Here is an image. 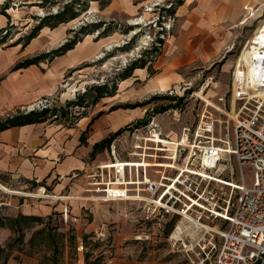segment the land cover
Segmentation results:
<instances>
[{"label":"rangeland","instance_id":"rangeland-1","mask_svg":"<svg viewBox=\"0 0 264 264\" xmlns=\"http://www.w3.org/2000/svg\"><path fill=\"white\" fill-rule=\"evenodd\" d=\"M7 1H9V6L5 13L10 16V22L14 26L11 33L14 38L8 44L28 33L36 25L34 16L41 18L48 13L55 14L64 3L68 2V0H60L59 3H54L47 8H40L32 5L38 0H0V7ZM195 1L194 7L201 0ZM174 2L176 0H112L103 9L100 8L98 2H90L88 11L81 14L77 19L65 23L64 38L58 46L52 47L57 41L56 37H52L54 33H46L42 38L45 49L39 52L38 48L40 47H33L35 49L33 56L47 53L66 42L72 35L68 32L77 30L80 25L100 21L113 22L111 27L115 28V32L99 40L95 39L96 34L93 35L91 40L88 39L80 43L76 51L67 57L71 67L64 70L62 77L64 87L59 88L58 93L49 97L51 100L50 107H60L64 106L66 102L74 100L78 94L84 93L87 88L112 81L129 64L140 58H145L143 54L157 46V40L163 41L159 56L152 61V75L146 68L134 70L130 78L118 83L115 96L103 98L94 109L86 110L88 117L92 118L97 114L95 108H107V113H113L123 122L124 120L127 121L123 127L119 128L126 129L115 138L114 142V155L118 160L127 161V163H141V161L133 156V150L130 148V135H127L126 131L128 128L143 127L152 119L163 135L174 140L183 133H191L201 115L204 114L215 121L214 136L218 137L220 128L223 131L228 119L223 113L229 114L230 96L228 89L232 63L241 45L247 37H250L253 29L262 24L264 20V13H260L262 16L257 18L255 14L253 19L248 20L244 25H240L244 20L242 19L238 24L239 27H233L236 29L232 30L231 40H228L220 50L206 52L204 55L192 54V57L187 61L180 58L171 72L173 76L181 78L180 82L171 83L167 90L159 91L153 88L154 79L168 75L165 73V67L172 61L169 56L181 42V37L186 34L185 16H189L193 9V7L185 8V1L178 7H175ZM173 7L176 8L173 15L169 16L164 12V10H170ZM0 16L2 20L0 29H3L7 26L8 19L4 15ZM181 16L184 17L181 18ZM129 26L132 29L124 34V28ZM49 30L52 31L53 29ZM194 37L191 36L189 41H192ZM231 45L234 47L226 53L225 49ZM124 46H128V48L121 51ZM47 63L45 62V64ZM66 87L69 91H74L76 87L77 91L72 98L62 99L61 96L66 91ZM163 97L175 99L183 97L184 100L178 108L155 114L154 111L160 106L175 103L173 100L158 99ZM110 108L116 109L109 112ZM148 118L150 119L146 124L138 125L139 122L146 121ZM122 136L125 137L122 138ZM96 157L97 162L94 164L88 157L86 158L90 168L83 171V174L80 173L81 175H85L91 168L101 164L100 160H106L102 163L112 162L106 152ZM145 161L149 162V165ZM145 161L142 163L152 166L146 169L147 176L157 180L159 175L156 172L160 170L156 167L158 165L156 163L153 165L154 161L149 159ZM232 168L234 171L233 179L237 181L234 163H232ZM229 169L230 166L227 164H221L219 172L223 170V173L220 178L227 180ZM245 172L246 181L249 182L250 176L246 170ZM86 181V179L80 178V182H77L79 185L81 184L83 190ZM14 187L19 189V186L14 185ZM45 188L46 194L53 195L51 194V187ZM31 189L24 190L31 192ZM224 191L230 193L227 188H224ZM78 196H75L78 197L77 199L74 197L53 198L49 200V203L35 205H52L55 207L59 204L63 206L67 204L71 206L70 208H75L84 204L88 207L86 212L91 210L92 214L88 213L87 217L83 216V222L88 219L87 222H94V227L103 225L107 234L105 240L96 241L91 234L83 233L84 225H78L76 230L75 224L60 221V214L53 213L56 216L54 221L51 220V216L44 218L50 220L49 236L46 234L36 235L32 244L29 245L26 243L27 239L32 231L39 229V227L25 231L22 243L18 242L0 254V264H78L79 256L76 245L83 236H87L82 254L83 264H92L93 261H96L97 264H108L109 262L111 264H190L183 252L173 251L169 246L167 238L174 226L166 228L164 233L157 230L151 231L148 228L144 230L143 235H140L141 238H136V232L141 226L140 208L142 203L117 201L105 204L97 199H80L91 196L86 193ZM29 202L26 200V204ZM61 209L63 208L59 207V210ZM13 212V209H7L2 216L4 218L12 217ZM128 212H132L130 218L124 217V214ZM176 220L178 221V218ZM125 221L127 224L123 223ZM182 226L189 227L185 222H182ZM121 228L123 229L122 235L116 236V233L122 230ZM167 231L168 235L166 234ZM188 231L189 233L193 232L190 227ZM15 237L17 235L11 231L0 228V248H5ZM79 264H82L81 261Z\"/></svg>","mask_w":264,"mask_h":264},{"label":"built area","instance_id":"built-area-1","mask_svg":"<svg viewBox=\"0 0 264 264\" xmlns=\"http://www.w3.org/2000/svg\"><path fill=\"white\" fill-rule=\"evenodd\" d=\"M253 16L250 12L243 19ZM231 49L227 47L226 53ZM228 94L229 114L223 113L228 119L218 137L214 136L215 121L204 114L191 133L174 140L163 135L153 119L143 127L128 128L134 157L166 165L156 166L159 178L147 176L146 169L152 166L130 167L127 161L118 160L114 139L106 152L112 162L98 164L85 175L80 174L83 171L69 174L70 182L87 180L83 193L91 196L80 199L142 203L137 239L148 228L163 232L168 221L178 218L167 241L173 251L183 252L190 264H264V20L241 45L232 63ZM50 102L45 98L21 111L42 110L50 107ZM221 164L230 166L227 180L220 178ZM13 179V185L0 179V216L7 209L19 210L26 200L32 205L68 198L46 194L43 185L33 187L21 183L19 177ZM29 188L31 192H26ZM79 221L72 216L68 222ZM90 234L100 242L107 237L104 226ZM76 251L78 264H83L82 239L77 241Z\"/></svg>","mask_w":264,"mask_h":264},{"label":"crops","instance_id":"crops-1","mask_svg":"<svg viewBox=\"0 0 264 264\" xmlns=\"http://www.w3.org/2000/svg\"><path fill=\"white\" fill-rule=\"evenodd\" d=\"M184 1L185 8L193 7L192 13L185 16L186 34L181 37V42L169 56L172 61L165 67V73L168 75L154 79L153 88L159 91L167 90L171 83L180 82L181 78L171 73L180 58L187 61L192 54L204 55L206 52L220 50L228 40H231L232 30L236 29L233 27H239L238 24L243 17L250 12H254L256 18L260 13H264V0H201L195 7V0ZM64 25L61 24L52 31L43 28L24 49L20 45L0 47V118L17 110H23L39 100L52 97L59 92V88L64 87L62 85L64 70L71 67L67 57L76 51L80 43L91 40L93 35L84 37L73 50L56 57L50 63H40L11 72L17 62L33 56L34 48L40 47L39 52L45 49L42 38L46 33H54L52 37H56L57 41L54 44L52 42V47L58 46L64 38L63 31L66 29ZM191 36L195 37L189 41ZM231 47L233 48L234 45ZM76 91V87L74 91L66 90L61 98H72ZM95 110L97 113L104 112V114L90 125L86 139L87 146L80 145L79 137L90 122L91 118L88 115L71 126L64 121H47L0 132V179L8 185H13L16 182L13 178L19 177L20 182L27 185L51 187L53 195L78 198V195L83 193L81 184L77 183L80 180L70 182L69 174L73 171L89 169L86 158L91 151V146L127 123L125 120L124 122L119 120L113 113H107V108H95ZM96 159L92 161L93 164L97 162ZM104 161L106 160L99 162ZM76 195L78 197H75ZM16 202L17 200L13 199V203L16 204ZM41 203H49V201ZM59 207L63 209L59 210ZM70 207L67 204L54 207L24 203L19 210H14L12 217L18 214L42 218L51 216V220L54 221L56 216L53 213H57L60 214L59 219L63 222L70 221L72 216L79 217L80 221L75 224V229L77 230L78 225H84V234H90L99 227V225L94 227L93 221L87 222L88 219L83 222V216L92 214L91 210L86 212L87 206L83 204L80 207ZM123 223L127 224L126 221ZM122 231L123 229L118 231L116 236H121Z\"/></svg>","mask_w":264,"mask_h":264},{"label":"trees","instance_id":"trees-1","mask_svg":"<svg viewBox=\"0 0 264 264\" xmlns=\"http://www.w3.org/2000/svg\"><path fill=\"white\" fill-rule=\"evenodd\" d=\"M59 1L60 0H38V2H35L32 5L40 8H47L54 3H59ZM90 2H98L100 4V8L103 9L107 7L112 2V0H68V2L64 3L62 7L59 8L55 14L48 13L41 18L34 16L33 18L37 22L36 25L33 26L28 33L18 37L13 42L8 44V42L14 38V36L11 35L14 26L10 22V16L5 13V10L9 6V1H7V3H5L2 7H0V15H4L8 19L7 26L3 29H0V47H13L20 45L21 48H24L27 45H29V43L38 36L39 32L43 28L55 29L61 24L69 23L77 19L81 14L88 11ZM183 2L184 0H176V2H174L175 7L182 5ZM175 7H173L170 10H164V12L169 16H171L175 13V9H176ZM112 25L113 22L106 23L103 21L80 25L77 28V30H70L68 32V34H72V35L61 46L47 53L38 54L17 62L11 69V72H15L21 69H26L34 65H39L40 63H45V62L49 63L56 57L63 56L67 52L73 50L75 46L78 43L82 42V40L86 36L96 34V38H95L96 40L107 37L113 32H115V28L111 27ZM131 29H132L131 26L124 28L123 33L126 34ZM157 43H158L157 46H155L154 48L143 54L145 58H140L129 64L120 74H117L116 77L112 79V81H106L101 85H94L87 88L84 91V93L78 94L74 100L66 102L64 106L47 107L42 110H33L27 113L21 110H17L12 114H8L5 117L0 118V132L14 127H23L26 125L40 124L47 121L49 122L64 121L65 123L68 124V126L73 125L81 118L87 117L86 110L93 109L101 99L115 96L118 83L130 78L134 70L146 68L149 74L152 75L153 74L151 72L152 61L159 56L160 48L163 44V41L159 39L157 40ZM127 48L128 46H124L121 48V51L126 50ZM158 99L173 100L175 103L173 105L160 106V108L154 111L155 114L163 113L167 110L178 108L179 105L184 100L183 97L176 99L163 97ZM115 109L116 108H110L109 112H112ZM103 114L104 112H98L90 119V122L86 130L82 132L79 137L80 145L87 146L86 139H87L89 127L96 119H98ZM149 119L150 118H148L146 121L139 122L138 125L146 124ZM125 129L126 128L119 129L116 132L109 134L107 137L103 138L102 140L95 142L91 146V151L88 155V159L90 161H93L97 155H100L103 152H107L111 142ZM49 221L50 220H45L42 217L23 216L21 214H18L15 217H8V218H4L3 216H0V228L2 229L7 228L12 233L17 235V237L13 238L12 241L9 242L5 248H0V254L4 253L5 249L7 250L10 249L18 242L22 243L24 241L25 231L28 230L31 231L34 228L39 227V229L32 231L30 237L27 239L26 243L29 245L32 244L36 235L46 234L49 236L48 234L49 233L48 227L50 225ZM175 221L176 218H173L170 221H168L165 224L163 233L164 231H166L165 230L166 228H172L174 226ZM168 231L166 232L167 235H168ZM86 239L87 236L82 237L83 243H85ZM92 264H97V262L93 261Z\"/></svg>","mask_w":264,"mask_h":264},{"label":"bare ground","instance_id":"bare-ground-1","mask_svg":"<svg viewBox=\"0 0 264 264\" xmlns=\"http://www.w3.org/2000/svg\"><path fill=\"white\" fill-rule=\"evenodd\" d=\"M252 19V18H251ZM248 21H245V19L242 21V23L240 24V25H244V24H246ZM66 90H68V87H66ZM232 118H233V116H231ZM140 162V161H139ZM147 163V162H146ZM148 165H149V163H148ZM147 164H144V163H142V161H141V163H127L126 164V166H130V167H143V166H148ZM154 165V164H153ZM156 165H158V166H162V167H164V166H166V165H162V164H156ZM63 199V198H62ZM211 229H213V230H215L216 228H213V227H211Z\"/></svg>","mask_w":264,"mask_h":264}]
</instances>
